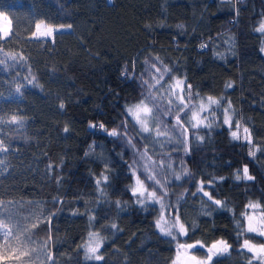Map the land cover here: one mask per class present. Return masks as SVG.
<instances>
[{
    "label": "trees",
    "instance_id": "1",
    "mask_svg": "<svg viewBox=\"0 0 264 264\" xmlns=\"http://www.w3.org/2000/svg\"><path fill=\"white\" fill-rule=\"evenodd\" d=\"M0 13L16 33L6 48L27 57L15 67L0 65V118L24 117L22 126L0 124V138L12 147L7 155L11 175L0 177V199L26 209L37 203L45 213H56L49 242L55 264H171L176 244L155 228L158 211L142 210L126 190L132 183L127 168L132 152L98 130L93 134L88 125L103 121L111 128L119 123L125 103L139 98L145 58L159 55L178 69L177 75L187 76L194 91L230 99L237 112L234 119H241L254 142L264 146V35L254 31L264 18V0H0ZM40 20L73 27L57 33L54 43L41 44L29 39ZM230 37L234 40L224 43ZM202 42L209 48L202 50ZM133 62L135 70L128 75H135V82L121 75ZM29 69L41 87L28 84ZM228 82L234 83L232 89L225 88ZM17 84L24 85L20 93L15 92ZM199 134L204 142L193 137L190 155L177 154L195 179L174 181L171 200L185 189L195 191L201 178L223 176L227 179L215 185L213 195L227 206L216 208L206 198L187 195L180 213L193 227L180 239L205 246L225 239L232 250L215 257L213 264H247L250 254L240 251L236 224L246 204L264 203V154L249 156L251 146L233 140L226 126L200 129ZM93 143L94 153L85 156ZM122 151L123 159L118 155ZM101 156L112 169L111 187L103 197L93 175L103 170ZM244 165L254 181H235L234 174ZM54 198L63 203L55 204ZM116 200L123 211L116 208ZM92 214L96 221L90 226ZM112 223L120 231L111 229ZM47 229L41 224L35 230L38 240L46 239ZM92 230L106 238L104 261L86 260L80 247ZM194 253L204 258L207 247Z\"/></svg>",
    "mask_w": 264,
    "mask_h": 264
},
{
    "label": "snow or ice",
    "instance_id": "2",
    "mask_svg": "<svg viewBox=\"0 0 264 264\" xmlns=\"http://www.w3.org/2000/svg\"><path fill=\"white\" fill-rule=\"evenodd\" d=\"M239 2V0H237ZM238 13V9H237ZM6 24L0 25V65L5 67H15L27 60L23 52L8 50L6 44L10 43L16 35L12 27V22L3 13H0ZM72 24L53 25L40 20L35 23L34 30L29 39L43 44L44 42H55L56 34L64 30L72 29ZM150 27V25L148 26ZM183 29L184 25H177ZM258 34L264 35V18L254 28ZM211 40V37L209 38ZM234 40L230 37L224 43L229 44ZM208 42H202L200 48H209ZM264 52V47H261ZM215 55L224 59V54L216 52ZM11 61V64L9 62ZM145 68L139 76L141 89L139 98L126 102L121 113L119 123L109 128L105 122H90L89 128L93 134L98 130L114 141H120L125 149L132 152L133 159L127 163L130 173L129 179L132 181L126 188L133 198V203L142 210L153 209L159 215L154 220V226L159 234L175 242L176 255L171 264H213L214 258L230 253L232 245L225 239L213 241L205 246L202 242L195 243L182 242L181 237L188 236L189 229L193 227L182 219L180 208L181 202L187 195L193 197L200 196L206 198L205 203L216 208H225L226 201L215 198L213 192L217 183L223 182L226 177H212L207 180L201 178L194 184L195 191L189 193L188 189L176 196L175 202L171 200L174 193L171 192L173 181H181L184 178L194 180V174L184 166L183 158L180 159L181 170L177 172L173 167L174 161L172 152L182 151L184 155H190V142L194 137L201 143L205 137L199 134L200 129L210 130L213 127L226 126L230 131L231 138L235 141L243 140L246 145L251 146L248 155L256 157L257 152L264 154V146L256 144L253 135L247 125L242 126L241 119H234L237 112L233 103L225 95H201L193 90V86L188 82L186 75H177L178 69L165 63L159 55L150 59L145 58ZM135 62L131 68H125L121 73L126 79L136 81L135 75H128L134 72ZM30 77H25L28 84L34 87H41L36 81L37 78L31 73ZM147 76V78H145ZM24 85L17 84L15 92L20 93ZM233 82L225 84L226 89H232ZM65 103L60 102L59 108L65 109ZM24 117L11 115L7 120L0 118V124H11L22 126ZM65 133L69 132L68 125L63 128ZM168 145L173 147L165 151ZM95 143L89 146V151L84 153L89 156L95 151ZM157 147L160 151H157ZM12 151L8 140L0 138V177L8 172L10 162L7 155ZM124 152L118 153L123 159ZM160 157L156 159L155 157ZM103 170L95 176L96 191L101 197L105 196L110 184V161L103 158ZM49 173L53 171V165L47 166ZM62 178H57V184ZM234 179L240 181H254L255 176L251 175L247 165L238 169L234 174ZM2 184V181H0ZM55 204H62L63 201L54 198ZM18 202L0 199V248L10 250L20 264H33L38 260L39 264H54V257L49 249V242L53 239L51 235V221L56 215L55 212L45 213L36 203L32 204L29 216L21 217L14 207ZM116 208L124 210L120 200L115 202ZM158 206V208H157ZM205 214H209L205 211ZM73 215H82L74 212ZM241 220L237 221V237L241 240L240 251L250 254L247 264H264V203L260 201H250L245 205V211L241 214ZM89 225L96 221L94 214L88 217ZM41 224H47V236L44 240H38L39 233L35 231ZM111 229H118L115 223L110 225ZM106 238L101 235L100 230H92L87 233V237L80 245L86 260L101 262L105 257L101 252ZM207 247L206 257L197 256L192 250Z\"/></svg>",
    "mask_w": 264,
    "mask_h": 264
},
{
    "label": "rangeland",
    "instance_id": "3",
    "mask_svg": "<svg viewBox=\"0 0 264 264\" xmlns=\"http://www.w3.org/2000/svg\"><path fill=\"white\" fill-rule=\"evenodd\" d=\"M108 3L112 4L113 0H108ZM6 23H7V21H5L3 19V17H0V25L6 24ZM69 31H71V29L70 30H64L62 32H69ZM62 32H59V33H62ZM172 147H173L172 145H168L166 147L165 151L170 150ZM157 151H160V149L158 147H157ZM180 153L183 154L182 151H180V152H172L171 153V155L173 157V161H174L173 167L175 168V170L177 172L180 171V169H179L180 168L179 156L177 155V154H180ZM155 158L159 159L160 157L157 156ZM176 164L179 166V168L176 166ZM175 182H177V181H175ZM28 206H27V209H26L25 206L20 205V204L17 203L16 206L14 207V211L18 212L21 217H27V216H29L31 211L35 210V209L32 208V205H28ZM39 207H40V209H43L42 205H40V204H39ZM49 249L51 251L50 247H49ZM197 249H200V248L198 247ZM197 249H193L192 251L194 252ZM51 253H52V251H51ZM0 264H20V262L15 259L14 254L10 250L5 249V248H0ZM33 264H39V261L38 260L33 261ZM54 264H55V258H54Z\"/></svg>",
    "mask_w": 264,
    "mask_h": 264
}]
</instances>
